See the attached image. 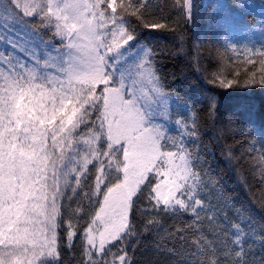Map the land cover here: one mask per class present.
<instances>
[{
    "label": "trees",
    "instance_id": "1",
    "mask_svg": "<svg viewBox=\"0 0 264 264\" xmlns=\"http://www.w3.org/2000/svg\"><path fill=\"white\" fill-rule=\"evenodd\" d=\"M109 1L114 16L106 19V31L121 20L134 36L125 46L131 48L128 54L109 68L130 81L137 48L149 53L145 64L172 104L161 116L164 150L180 146L190 154L200 183L196 198L208 207L199 206V219L179 206L166 211L152 199L150 177L133 200L130 234L91 255L83 235L118 174L113 169L97 191L99 161L91 155L92 163L75 168L81 169L79 183L77 173L69 177L59 202L55 258L36 264L53 259L58 264H264V0H187L190 8L186 0H106L101 9ZM49 18L51 30H37L34 41L63 52L60 37L53 39L56 22ZM0 26V31L32 27L8 14ZM2 44L7 47L4 39ZM221 81L232 83L225 88ZM97 127L74 129L72 145L61 142L55 153L81 152L79 139ZM106 148L99 137L92 149Z\"/></svg>",
    "mask_w": 264,
    "mask_h": 264
},
{
    "label": "snow or ice",
    "instance_id": "2",
    "mask_svg": "<svg viewBox=\"0 0 264 264\" xmlns=\"http://www.w3.org/2000/svg\"><path fill=\"white\" fill-rule=\"evenodd\" d=\"M186 6L190 8L187 0ZM53 7L59 11L58 15L53 13ZM83 7L86 13L81 12L79 3L69 0H58L55 6L51 0L47 4L42 0H0V18L5 14L15 15L24 25H32L31 29L0 31V37L7 42L0 53V245L3 246L0 264H21L22 258H28L32 264L35 247L30 255L26 245L44 233H49L50 238L41 248L46 247L47 256L55 258L58 198L65 194L60 184L67 177L66 153L61 150L57 155L55 148L61 142L72 145L73 130L81 125L95 129L98 122L97 136L107 144L106 150L91 149L89 153L99 161L97 191L113 169L123 176L122 180L117 176L119 182L107 188L92 220L93 225L97 220L104 225L105 230L100 233L101 247L108 242L107 237L116 240L122 238L121 234H130L129 211L133 197L149 181L150 174L156 179L152 199L157 206L162 204L166 211H176L179 206L185 212L196 213L197 219V206L208 207L196 198L200 183L193 171L194 161L189 160L190 154L183 147L179 151L164 150L163 133L154 121L152 105L166 109L168 98L161 93L153 99L150 94L158 89L146 87L156 84L151 66L145 64L149 53L141 48L143 56L133 68V74L145 82V87L139 90L132 85L126 87L123 73L117 79L107 69L128 54L131 48L125 46L134 36L118 26V22H114L111 32L100 30L105 19L100 0ZM108 7L112 4L108 3ZM69 10L71 16L67 15ZM50 15L56 20L53 39L60 37L61 45L67 49L59 70L66 76L68 87L63 80L36 70L41 57L34 38L37 30H51ZM97 16L101 18L99 28L94 22ZM73 19L78 22V28L76 23L70 22ZM45 23L47 26L41 27ZM65 39L67 44H64ZM131 59L128 56V60ZM33 60L35 65L29 66ZM231 83L221 81L225 88ZM56 84L58 88L53 87ZM98 86L102 88L99 94ZM57 119L58 126H52ZM49 136L51 145L46 144ZM101 157L107 159L106 165ZM89 163L92 161L85 157L82 167ZM80 170H73L78 183ZM49 179L55 187L54 193L49 190ZM73 235L68 232L69 240ZM86 235L88 243L93 244L91 231ZM236 242L239 244L240 240ZM120 259L123 262L125 257ZM40 264H58V261L41 260Z\"/></svg>",
    "mask_w": 264,
    "mask_h": 264
},
{
    "label": "rangeland",
    "instance_id": "3",
    "mask_svg": "<svg viewBox=\"0 0 264 264\" xmlns=\"http://www.w3.org/2000/svg\"><path fill=\"white\" fill-rule=\"evenodd\" d=\"M105 1L106 0H100V5L102 6V4ZM42 2L44 4H47L49 2V0H42ZM69 2L79 3L81 5V12L86 13L87 9L85 7H83V6L86 5L87 3H95L96 0H69ZM51 3L53 4V6H55L58 3V0H51ZM109 3L112 4V7H108L107 9L106 8L105 9H101L105 13V19L102 21L103 29H100L101 31L107 30V27H106V21L107 20L106 19H108L109 17H113L114 16V11H113L114 3H112V1H109ZM47 10L48 9L45 8V11H47ZM53 13H56L58 15L59 11L55 7H53ZM67 15H69V16L72 15L71 10L68 11ZM50 17L56 22L54 15H50ZM88 18H91V17H88ZM70 22L76 23L77 24V28L79 27V24H78V22L76 20L73 19ZM94 22L97 23L98 28H99V25L101 23V18L99 16H97ZM118 26H122L123 27V21L120 20L118 22ZM1 40H2V42H1ZM1 40H0V53H3V49H5V47L2 44L3 43V39H1ZM64 42H65V44H67V42H68L67 39H65ZM34 44H35V47H36V49L38 51V55L41 57L40 64L36 68L37 72L38 73L43 72L45 75L55 76L59 80H63L64 81V86L68 87L66 76L61 75L60 74V70H59L60 69V64L63 62L64 59H66V57L64 56V53L67 52V49L65 48V50L60 53V52H56L52 48H49V46H45L43 43H41L39 41H34ZM139 48L141 49V47H139ZM139 48H137L138 52L135 53V56H136V61L135 62H138L140 57L143 56V52L140 51ZM143 50L146 51L145 49H143ZM5 59H7V56H5ZM145 59H146V57H145ZM45 61H47V64H45ZM135 62H130V64L132 65V68H134V63ZM34 65H35V61L33 60L32 64H30L29 66H34ZM107 70L112 72L116 76L117 79L120 78L121 72H119L118 70H113L111 68H108ZM124 83H125L126 87H128L129 85H132L137 90H139L141 87H145V82L142 81V79L138 75H133L132 78L130 79V81H126L125 78H124ZM53 87H57L58 88L59 84L53 85ZM146 87L147 88H152V87L157 88L156 84L155 85L148 84V85H146ZM161 93L162 92L158 89V92H152L150 95L152 96L153 99H156L159 96V94H161ZM171 106H172V104H171V101L169 99H168V105H167L166 109L161 108L159 105H157L155 103H153V105H152L153 110H154V121L158 125L159 130L163 133L162 140H164V138H166V134H165L164 124L161 121V116L165 115L167 113V111L170 112L171 111ZM58 124L59 123H57L56 126H58ZM97 132H98V127H97L96 131L92 132V134H86L85 136H83V137H81L79 139L78 147L81 148V152L80 151L77 152V151L71 150L70 153L66 156V158L64 160V171L67 173V177H66V179H62L61 180V184H60L63 192L65 191V187L68 185L69 177L75 176V174H76V172L73 171V170L77 166L82 165V161H83V159L85 157H87V159H88L92 155V154H89V153H90V150L95 146L97 138H99L97 136ZM105 139H106V137H105ZM49 140H50V136L46 140V144L47 145H49L48 144ZM60 144L56 147L57 150L60 149ZM172 151H179V148L178 149H174ZM121 159H122V155H121ZM105 162L107 164V159H105ZM161 163H163V162H161ZM117 176H119L120 180L123 179L122 173L116 174V177ZM150 177H152L151 174H150ZM153 179H154V184H153V186H154L155 183H156V179L154 177H153ZM117 182H119V181L117 180L116 183ZM47 183L50 186L49 190L54 193L55 192V187L52 185L51 179H49L47 181ZM142 186H141V188H142ZM138 191H137V193H138ZM151 192H152V190H151ZM152 195L154 196L155 194L152 192ZM63 196L58 198V202L61 201ZM134 197H133V199H134ZM184 198L186 200L189 199L187 196H185ZM102 201H103V199H102ZM191 202L194 203V200L191 201ZM197 207L199 208V206H197ZM90 225H92V228L89 229V226H88V228L86 229V231L84 233L85 244H86L87 248L89 249L91 255L98 256L114 240H112L111 237H107L108 242L105 243L103 247H101L100 233H101V231L105 230L104 229V225H102L99 220H97L96 224H94V225L92 224V221H91ZM88 231H91V234L94 237V243L93 244H89L88 243V239H87V235H86V232H88ZM105 235L107 236V233H105ZM48 239H49V233H48ZM37 242H38V238L35 239L34 241H30L26 245V247H30V248L32 247V249H33V247H35L36 250H39V247L35 246V244H37ZM46 250H47V248H46ZM169 264H172V261H170Z\"/></svg>",
    "mask_w": 264,
    "mask_h": 264
},
{
    "label": "crops",
    "instance_id": "4",
    "mask_svg": "<svg viewBox=\"0 0 264 264\" xmlns=\"http://www.w3.org/2000/svg\"><path fill=\"white\" fill-rule=\"evenodd\" d=\"M49 238H50V235H49ZM46 239H48V233H44L42 236L38 237V242H37V244H35V246H38L39 250L35 249V255L31 256L32 264H35L40 258H42V257L47 255L46 247L41 248V245L44 244ZM0 248H3V246L0 245ZM27 248L29 249V253L31 255L32 247L31 248L27 247ZM41 252H43L44 255H40ZM21 264H29V259L28 258H22Z\"/></svg>",
    "mask_w": 264,
    "mask_h": 264
}]
</instances>
